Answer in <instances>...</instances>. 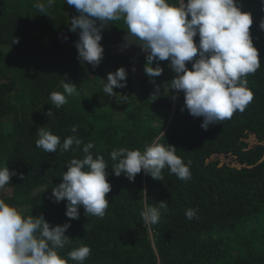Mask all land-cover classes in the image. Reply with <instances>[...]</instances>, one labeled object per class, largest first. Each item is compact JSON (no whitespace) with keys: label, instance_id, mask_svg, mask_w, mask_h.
<instances>
[{"label":"trees","instance_id":"1","mask_svg":"<svg viewBox=\"0 0 264 264\" xmlns=\"http://www.w3.org/2000/svg\"><path fill=\"white\" fill-rule=\"evenodd\" d=\"M65 2L55 0L49 17L34 7L36 0H0V167L18 174L0 190V198L25 215H43L53 227L70 223L65 235L71 241L59 253L66 257L89 246L84 264H264V3L238 0L242 11L253 16L250 33L262 65L247 76L254 99L243 113L204 130L203 118L184 108V93L171 90L170 60L159 61L164 71L153 81L144 70L146 52L118 54L115 47L110 55L106 49L97 67L78 59L79 30L70 31V24L79 13ZM126 31L123 20L110 22L102 47ZM194 40L198 44L199 35ZM133 65H140L145 76L137 87ZM187 66L191 70V63ZM121 67L127 70V86L108 96L103 92L107 76ZM62 80L75 84L80 95L55 110L49 97L63 92ZM74 125L76 133L70 131ZM40 127L58 135L61 144L72 135L83 143L67 152H44L36 146ZM252 136L263 144L247 148L244 140ZM153 141L174 146L185 163L191 161L190 180L178 179L167 167L163 181L143 171L135 182L114 174L113 150L143 151ZM90 142L94 157L103 156L108 165L110 205L103 218L88 216L81 206L79 219L70 220L68 202L55 203L52 189L62 182L70 161L83 158L82 148ZM230 151L241 157L240 168L210 160L213 153ZM161 201L168 208L161 210L160 221L144 225V207ZM190 208L198 209L192 220L185 215Z\"/></svg>","mask_w":264,"mask_h":264},{"label":"clouds","instance_id":"2","mask_svg":"<svg viewBox=\"0 0 264 264\" xmlns=\"http://www.w3.org/2000/svg\"><path fill=\"white\" fill-rule=\"evenodd\" d=\"M65 3L79 13L70 24V31L79 30L75 44L78 59L93 67L99 66L105 51L101 45L102 32L110 22L123 20L127 31L121 51L133 44L142 48L147 53L144 70L153 81L164 71L159 61L170 60L169 67L175 73L171 90L184 93V108L193 117L203 118L204 130L231 119L237 111L243 113L253 101L254 93L248 88L247 76L256 73L262 65L250 33L253 16L242 11L238 0H66ZM54 4L55 0H36L34 7L51 17L48 11ZM260 28L264 30V21ZM197 35L198 44L194 40ZM188 63L192 65L191 70ZM126 80L124 67L109 73L103 92L115 96L114 89L126 87ZM62 87L63 92L50 93L55 110L67 104L68 97L80 95L75 84L62 80ZM159 91L157 87L152 101L157 100ZM53 115V111L47 112L49 118ZM77 130L75 125L70 128L72 133ZM37 135L36 146L47 153H55L58 148L67 152L73 145L79 149L83 143L72 135L61 144L60 137L44 127L38 129ZM93 148L94 143L84 145L83 158L72 159L62 182L52 189L55 203L68 202L65 215L70 220L79 219L81 206L88 216L103 218L110 205L106 198L112 191L106 171L108 165L103 156L94 157ZM176 152L174 146L156 141L146 145L143 151L121 147L111 152L115 162L112 170L117 177L124 175L130 182H135L142 171L163 181L162 171L167 167L178 179L188 181L192 176L191 161L185 163ZM17 175L7 165L0 167V190ZM167 208V201L146 205L141 212L143 224L158 223L161 210ZM197 212L198 209L190 208L185 215L192 220ZM70 227V223L53 227L43 215H25L23 210L0 198V264H69V261L84 264L91 254L89 246L81 245L66 257L59 253L71 241L65 235Z\"/></svg>","mask_w":264,"mask_h":264},{"label":"rangeland","instance_id":"3","mask_svg":"<svg viewBox=\"0 0 264 264\" xmlns=\"http://www.w3.org/2000/svg\"><path fill=\"white\" fill-rule=\"evenodd\" d=\"M125 35H122L120 37H115L113 40H109L107 43L104 42V50L106 49L109 51L108 54L112 55L115 51V47H117V53L118 54H129V55H136L142 54L144 51L142 48H140L138 45L133 44L129 48L121 51L122 45L125 43L124 40ZM145 53V52H144ZM135 69V70H133ZM132 78H133V84L137 87L140 85L145 78L144 74L142 73V69L140 65H133L132 66ZM128 102V101H127ZM245 143L248 145L247 148H256L259 145H262L263 142H259L258 139L254 136L250 137L249 139L244 140ZM241 158L238 154H236L234 151L225 152V153H219V154H211V161L219 160L220 166H232V167H238L240 168V165L238 163V159ZM210 162V161H209Z\"/></svg>","mask_w":264,"mask_h":264}]
</instances>
